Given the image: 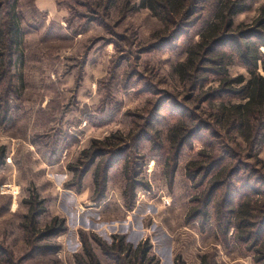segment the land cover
<instances>
[{"label":"rangeland","instance_id":"1","mask_svg":"<svg viewBox=\"0 0 264 264\" xmlns=\"http://www.w3.org/2000/svg\"><path fill=\"white\" fill-rule=\"evenodd\" d=\"M247 2L227 39L262 31L264 0ZM208 9L169 39L141 0H19L23 66L0 70V264H264L260 242L224 229L221 202H241L248 173L264 190V167L213 123L221 101H240L224 71L250 74L230 41L197 54ZM205 155L239 168L208 199L220 168L194 178Z\"/></svg>","mask_w":264,"mask_h":264},{"label":"trees","instance_id":"2","mask_svg":"<svg viewBox=\"0 0 264 264\" xmlns=\"http://www.w3.org/2000/svg\"><path fill=\"white\" fill-rule=\"evenodd\" d=\"M18 3L19 0H0V15L4 13L3 19L0 20V70L3 66L6 68L23 66L24 51L21 45L22 34L17 12ZM141 6L152 10L165 24L166 34H169L167 36L169 39L171 36H178L183 33L180 30L189 19L199 11H203L205 7L209 8V18L201 27V39L195 45L197 54L198 52L212 53L216 48L225 46L230 41L236 46L237 53L235 54L240 57L250 74L249 78L244 76L229 78L225 67L234 62L235 54H228L224 51L219 53L217 63L222 65L225 70L224 76L227 78L224 83H236L239 86L237 90L233 89L230 92H232L233 96L238 97L240 101H221L216 107V112L211 115L213 123L216 127L218 126L225 131L227 136L223 135L225 138H233L232 140L237 143L243 153L245 152L249 158L258 160L264 167V160L259 158V154L264 150V52L261 50L264 47V6L261 8V15L257 21V28L262 31L254 29L244 30L240 28L243 25L238 26V37L236 36L238 40H229L227 38H229V33L234 28V17L251 8L247 0H141ZM188 54L187 61L180 65L182 68H185L192 61L191 56L195 54V49L188 50ZM259 68L263 72H260ZM3 74L4 71H2L1 76ZM20 76L21 84L23 85V74L21 73ZM238 138L246 143L245 147L238 143ZM172 141L176 144V136H172ZM182 144L181 141L180 146ZM5 156V148L0 147V166L4 164ZM228 156L221 158L204 157L205 161L208 160L206 167H200L201 169L194 177L197 178L202 169L205 170L208 176V174L220 168V171L218 170V174L215 175L211 182L207 192V199L214 195L218 187L224 186L225 183L233 179L235 173L239 171L238 167L232 166L233 161H227ZM230 157H233V155ZM248 174L250 182L245 183L247 191L245 195H242L241 202L238 205L234 204L235 198L240 195L239 192L227 194L228 197L221 202L220 206L225 211L223 213V218H225L224 229L228 232L231 227H234L236 231L238 230L242 233L241 235H245V242L254 241L255 245L260 242V248L257 250L259 255L257 261L258 263H264V190L258 189L257 186L253 185L251 183L253 177L250 173ZM258 175L255 173V176L258 177ZM207 176L203 178L205 179ZM106 178L105 173L103 176L104 182ZM260 181L258 180V182ZM258 219L259 227L257 228L256 224L258 222L256 221ZM56 222L57 218L54 219V224ZM37 226V216L33 212L30 222L25 227L30 232L31 229H36ZM61 230H63V227L61 229L51 227L48 229L47 235L57 234ZM45 235H42V239L45 238ZM144 255V251L141 252V256H139L137 251L136 258L138 262L145 260Z\"/></svg>","mask_w":264,"mask_h":264}]
</instances>
